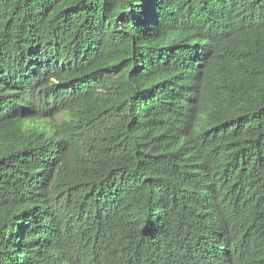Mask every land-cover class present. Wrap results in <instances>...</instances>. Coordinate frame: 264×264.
<instances>
[{
  "label": "trees",
  "instance_id": "1",
  "mask_svg": "<svg viewBox=\"0 0 264 264\" xmlns=\"http://www.w3.org/2000/svg\"><path fill=\"white\" fill-rule=\"evenodd\" d=\"M0 264H264V0H0Z\"/></svg>",
  "mask_w": 264,
  "mask_h": 264
},
{
  "label": "rangeland",
  "instance_id": "2",
  "mask_svg": "<svg viewBox=\"0 0 264 264\" xmlns=\"http://www.w3.org/2000/svg\"><path fill=\"white\" fill-rule=\"evenodd\" d=\"M63 117V114L58 115V118L61 119Z\"/></svg>",
  "mask_w": 264,
  "mask_h": 264
}]
</instances>
